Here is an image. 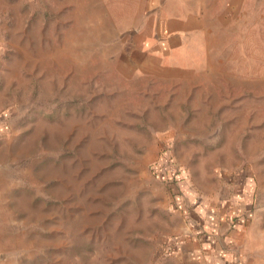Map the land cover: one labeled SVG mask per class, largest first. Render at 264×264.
I'll return each instance as SVG.
<instances>
[{
    "label": "rangeland",
    "instance_id": "374dc122",
    "mask_svg": "<svg viewBox=\"0 0 264 264\" xmlns=\"http://www.w3.org/2000/svg\"><path fill=\"white\" fill-rule=\"evenodd\" d=\"M156 1L0 0V264H264V0ZM179 3L187 57H143Z\"/></svg>",
    "mask_w": 264,
    "mask_h": 264
},
{
    "label": "crops",
    "instance_id": "0c3cea01",
    "mask_svg": "<svg viewBox=\"0 0 264 264\" xmlns=\"http://www.w3.org/2000/svg\"><path fill=\"white\" fill-rule=\"evenodd\" d=\"M172 3L169 0H158L151 4L149 10L161 9ZM182 3V2H181ZM178 8L169 15L166 20L172 24V29L168 37L160 40L159 32L157 36L150 32L148 35L141 33L139 43V52L143 57L157 58L162 64L167 65L170 61H183L187 56V50L191 40H187L191 33L199 30L202 23L206 19L203 15L205 9L191 10L183 8V4H177ZM153 31V29H152ZM190 38V37H189ZM216 233L207 232L201 235L203 238L199 240L197 237H192L191 244L179 245L177 254L181 255L182 259L179 264H250L247 261V256L239 255L234 250H227L219 243L216 238ZM191 238V237H190ZM215 239V240H214ZM242 252V250H241ZM239 255V256H238Z\"/></svg>",
    "mask_w": 264,
    "mask_h": 264
}]
</instances>
